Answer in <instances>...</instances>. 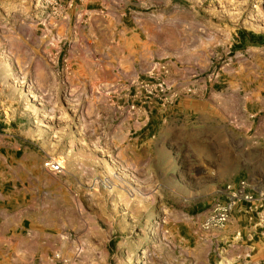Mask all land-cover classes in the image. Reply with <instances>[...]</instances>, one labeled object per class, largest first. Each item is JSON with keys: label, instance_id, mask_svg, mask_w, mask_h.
I'll return each mask as SVG.
<instances>
[{"label": "rangeland", "instance_id": "rangeland-1", "mask_svg": "<svg viewBox=\"0 0 264 264\" xmlns=\"http://www.w3.org/2000/svg\"><path fill=\"white\" fill-rule=\"evenodd\" d=\"M123 1L132 5L112 13L103 0H0V153L15 168H30L18 186L25 185L27 205L43 217L44 250L55 248L54 262L34 264L261 261L264 247L251 259L243 220L212 231L202 223L219 192L251 178L263 162L264 138L253 134L263 115L249 134L186 118V103L166 85L169 59L132 83L141 93L132 101V89L128 103L123 83L94 77L109 65L97 52L108 51L119 33L117 14L140 22L173 10L186 19V51L173 57L175 65L209 85L242 80L264 88V0H160L150 9ZM253 36L261 38L255 46ZM247 54L262 70L243 80L235 74ZM128 105L149 114L142 132L133 134L135 121L123 112ZM253 141L261 145L247 155ZM136 158L143 160L140 172L129 166ZM49 159L61 162L62 173L43 168ZM240 230L243 240L233 243ZM241 245L248 248L234 254Z\"/></svg>", "mask_w": 264, "mask_h": 264}, {"label": "crops", "instance_id": "crops-1", "mask_svg": "<svg viewBox=\"0 0 264 264\" xmlns=\"http://www.w3.org/2000/svg\"><path fill=\"white\" fill-rule=\"evenodd\" d=\"M135 1L140 9H150L160 3V0ZM103 2L110 6L112 13H116L115 9L118 6L121 8L126 4L132 5L130 1L125 3L123 0H103ZM157 12V15L144 18L140 22H136L133 17L127 19L125 13L117 14L119 33L111 35L108 40V51L97 52V55L108 59L109 65L103 67L101 73H96L94 81L97 83L101 81L109 86L117 81L123 83L124 96L128 103L132 89L136 91L132 101L136 100L141 93L138 88L134 90L132 83L144 75L152 74L157 70L160 62L169 59L167 62L169 72L165 76L166 85L173 92L178 93L181 104L186 103V118L194 115L196 120L206 122V126L207 122L220 121L231 127L232 133L240 128H246L249 134L255 127L256 118L263 115L259 120L260 129H254L253 134H256L258 139L264 138V88L250 89L248 85L251 83L245 84L242 80L228 84L226 87L213 86L201 78L196 80L198 73L184 72L172 60L173 57H178L182 50L186 51V19L174 13L173 10L166 15L159 14L161 11ZM110 30L114 34L113 24ZM262 57L259 56V58ZM240 62L242 65L238 67L235 74L240 79L254 78L262 70L250 54L241 56ZM129 108L130 105L123 112L125 116L135 121L136 129L133 134L142 132L145 123L150 122L149 114L146 111L143 112L141 108L137 110L134 108L133 112ZM158 114L159 112L157 117ZM256 145L261 144L253 141L246 145V154L252 155L255 147H258ZM130 151H132L131 148ZM127 152L128 150L124 154L126 155ZM136 160L133 164H129L126 160L123 165L129 164L135 168L136 172H140L143 160L141 158ZM0 167L3 172L0 177V264H34V262H48L49 259L50 262H54L55 248L51 247L52 251L49 253L42 246L45 236L43 217L40 212H37L36 207L31 208L27 205L29 190L25 188V185L22 189L18 186V183L30 174V168L25 164L15 168L13 158H6L1 153ZM248 178L255 185L264 188V160L254 168L251 178ZM242 220L244 221L242 224L245 225L243 228L245 239L250 242L251 259H253L261 253L258 246L264 247V241L258 239L254 242L255 239H251V235L255 233L252 223L239 212H235L232 216L231 227L236 225L240 227L239 222ZM247 248L241 245L234 254H240ZM61 253L64 254V250ZM252 264H264V259Z\"/></svg>", "mask_w": 264, "mask_h": 264}, {"label": "built area", "instance_id": "built-area-1", "mask_svg": "<svg viewBox=\"0 0 264 264\" xmlns=\"http://www.w3.org/2000/svg\"><path fill=\"white\" fill-rule=\"evenodd\" d=\"M139 85L148 94L153 93L152 90L148 92V85L141 83ZM156 90H159V86ZM161 93H165L163 88ZM43 168L54 174L63 171L61 162L52 159L44 161ZM235 212L246 216L248 221L254 224L255 233L251 235V239L264 241V188L255 185L249 178L239 180L236 184H229L219 192V199L207 212L202 227L205 231L224 230ZM242 234V231L237 232L233 243L243 240Z\"/></svg>", "mask_w": 264, "mask_h": 264}, {"label": "trees", "instance_id": "trees-1", "mask_svg": "<svg viewBox=\"0 0 264 264\" xmlns=\"http://www.w3.org/2000/svg\"><path fill=\"white\" fill-rule=\"evenodd\" d=\"M240 35L242 37V40L246 39V33L245 32H241ZM255 39L257 40V42H259L261 38H255L254 36L252 37L251 41H252V44H254V46L258 44L257 42L255 43Z\"/></svg>", "mask_w": 264, "mask_h": 264}]
</instances>
